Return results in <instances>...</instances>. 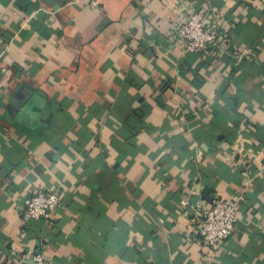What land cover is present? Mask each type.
Here are the masks:
<instances>
[{"label": "crops", "instance_id": "0c3cea01", "mask_svg": "<svg viewBox=\"0 0 264 264\" xmlns=\"http://www.w3.org/2000/svg\"><path fill=\"white\" fill-rule=\"evenodd\" d=\"M190 8L220 15L208 56L171 39ZM36 190L60 202L24 220ZM240 193L205 247L196 203ZM35 253L264 264V0H0V264Z\"/></svg>", "mask_w": 264, "mask_h": 264}, {"label": "built area", "instance_id": "2783aa9c", "mask_svg": "<svg viewBox=\"0 0 264 264\" xmlns=\"http://www.w3.org/2000/svg\"><path fill=\"white\" fill-rule=\"evenodd\" d=\"M95 4V2H93ZM220 15L202 8H190L184 18L172 28L171 39L184 52L208 56L222 43ZM241 193L228 198H215L210 203L198 201L195 213L199 222L197 233L203 245L211 250L220 249L231 235L239 218ZM60 202L57 190H36L23 203L21 217L47 219ZM23 264H51L42 253H35L30 262Z\"/></svg>", "mask_w": 264, "mask_h": 264}]
</instances>
